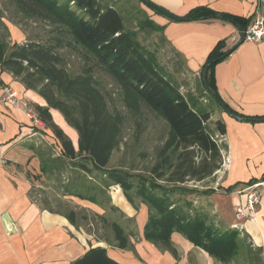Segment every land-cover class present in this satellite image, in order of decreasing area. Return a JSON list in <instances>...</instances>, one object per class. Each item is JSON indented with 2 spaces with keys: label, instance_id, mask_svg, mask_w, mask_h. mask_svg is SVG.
Returning a JSON list of instances; mask_svg holds the SVG:
<instances>
[{
  "label": "trees",
  "instance_id": "16d2710c",
  "mask_svg": "<svg viewBox=\"0 0 264 264\" xmlns=\"http://www.w3.org/2000/svg\"><path fill=\"white\" fill-rule=\"evenodd\" d=\"M9 1L23 17L50 24L54 33L45 42L29 40L11 44L0 36V72L10 73L27 89L34 90L45 99L47 106L34 104L32 109L60 145L61 154L55 160L60 167H63L64 160H68L77 169V179L72 180L77 182L75 187L70 180L63 195L87 200L104 208L101 200H110L108 188L120 186L122 196L135 209L139 208L135 198H139L140 205L146 206L147 219L142 229L144 239L160 250H168L176 259L178 253L171 241L173 232L181 234L215 262L222 264L237 256L239 240L255 248L244 231L231 226L219 229L208 221L206 214L186 209L184 205L188 202L182 203L175 198L178 194L199 193L184 184L187 181H204L221 166V150H226L227 146L223 141L218 142L216 135L223 136L225 126L216 120L212 122L213 127H208L213 105L242 121L264 120V116H249L234 110L217 92L214 67L236 47L224 50L225 40L221 39L207 54L199 71L201 94L208 93L212 99H208L206 103L211 105L206 107L193 95H184L179 83L161 68L156 52L147 49L137 39V30H149L161 34V39L165 41L163 27L149 19L141 9H137L141 15L137 30H131L125 28L121 10L115 3L104 0ZM138 1L155 14L165 16L150 4L151 1ZM211 19L226 21L243 29L249 22L248 18L215 11L207 6L194 7L178 20L170 18L172 21ZM64 44L80 46L92 64L87 63L79 73L70 75L63 56L57 51ZM206 67L203 79L202 72ZM96 68L112 78L119 87L123 105L134 120L136 137L144 129L145 110L152 111L167 124L166 137L154 150L148 175H134L130 170L107 167L113 150L120 144L125 117L118 110H109L106 94L93 74ZM49 107L57 109L66 124L77 132L76 147L54 123ZM35 152L41 158V174H57L56 167L47 166L41 150L36 149ZM139 154L145 156V153ZM262 178H251L246 184ZM81 182L87 185L86 191ZM220 188L225 193L232 191L231 187ZM214 192L215 189L208 188L200 194ZM111 208L116 209L114 205ZM65 216L77 225L74 210H69ZM99 217L107 223L103 215ZM109 226L113 234L111 245L132 250L130 234L125 228L117 221H111ZM72 264L122 263L110 257L105 247L90 246Z\"/></svg>",
  "mask_w": 264,
  "mask_h": 264
},
{
  "label": "crops",
  "instance_id": "0c3cea01",
  "mask_svg": "<svg viewBox=\"0 0 264 264\" xmlns=\"http://www.w3.org/2000/svg\"><path fill=\"white\" fill-rule=\"evenodd\" d=\"M149 1L179 17L194 7L207 6L215 11L248 18L250 22L253 15L260 11L256 0ZM138 4V9L163 27L165 44L181 59L185 70L198 75V78L207 54L217 41L225 40L224 50H228L239 38L237 27L229 22L218 19L172 21L169 17L155 14L142 2L138 1ZM213 76L217 92L227 105L244 115L264 116V40L240 43L215 65ZM5 85L14 89L23 101L47 106L45 99L37 92L27 89L10 73L0 72V264H72L90 246L105 247L110 257L122 264H200L202 255L209 264L211 259L207 253L193 247L177 232L171 234L177 259L168 250H160L144 241L142 229L145 220L138 227L141 236L138 232L135 235L128 232L137 257L129 249L114 247L111 245L113 241L110 243L113 249L101 242L90 244L89 238L79 230L78 223L72 224L65 216L69 210L59 211L35 202L32 197L33 181L39 179L36 169L40 171L41 164L35 150L42 152L38 137L40 127H34L21 105L11 106L2 100L1 88ZM213 110H217L216 115L214 118L211 115L210 121L220 120L225 126L222 141L227 146L228 163L221 172L220 182L221 187L232 189L225 195L230 211L223 210L224 206L219 204L224 197L219 198L213 211L205 212L203 208L198 211L208 213V218L211 216L209 214L218 212L228 227L236 222L235 211L244 202V195L238 192L247 187L249 179L263 176L256 220H242L244 232L255 248L244 241L243 246L247 251L242 252V256L248 259L241 260L242 256H237L236 260L232 259L227 264H256L257 261L264 264V120L242 121L216 105H213ZM49 112L54 123L76 147L77 132L66 124L57 109L49 107ZM48 132L51 133L50 129ZM87 203L96 205L89 201ZM140 206L141 210H146L145 205ZM215 225L224 227L216 222Z\"/></svg>",
  "mask_w": 264,
  "mask_h": 264
},
{
  "label": "rangeland",
  "instance_id": "374dc122",
  "mask_svg": "<svg viewBox=\"0 0 264 264\" xmlns=\"http://www.w3.org/2000/svg\"><path fill=\"white\" fill-rule=\"evenodd\" d=\"M104 2L115 3V5L121 10L125 28L137 30V22L141 16L137 12L139 6L137 0H104ZM52 32L50 24L38 19L25 18L16 10L12 2L9 0H0V36L4 38L6 43L11 44L14 42H25L29 40L45 42L50 37L54 36V33ZM137 39L147 49L156 52V57L161 68L179 83L180 91L184 95H193L203 106L208 107L211 105L209 102L206 103L208 99L212 101L210 95L208 93L201 94V85L198 75H194L185 70L183 62L169 47H167V44L161 39V34L149 30H137ZM57 51L63 56L65 67L70 75L79 73L85 64H92V61L88 59L89 56L86 55L84 50L76 44H64L62 47L58 48ZM93 74L99 82L101 90L106 94L109 110H118L125 117L120 144L113 150L107 167L130 170L134 175H148L149 168L153 163L154 150L157 146L161 145L166 137L168 130L167 124L158 118L152 111L145 110L144 129L142 133L136 137L134 120L123 105L120 89L117 84L112 78L97 68L94 70ZM27 103L32 106L29 101H27ZM216 111L217 110L212 111V118L215 117ZM39 125L41 126H39L38 137L40 140L39 144H41V149L44 153L43 157L45 158L48 167L57 168V170L55 169L57 174H41L39 168L36 169V174L39 176V179L33 181V184H35L32 196L34 201L41 206L50 207L59 211L66 212L70 209H75L77 223L80 226L79 230H82L89 238L88 242L90 244L101 242L107 248L113 249L110 245L113 241V234L109 226L111 221H117L125 228L126 232H130L132 235H135V233L137 234L138 232L141 236V231H139L138 227L141 225L140 222L144 220L146 222L147 212L146 210H144L145 212L141 210L142 208L139 204V198H135V201L139 205L138 209H135L127 200H125L126 198L123 197L124 195L122 196L123 192L120 186L112 185L108 188L107 194L109 195L110 200L106 198H102L101 200L104 208L97 205H90L87 203L88 201L80 200L76 197L63 195L65 193V185H68L70 180L77 179V169L71 166L72 162L70 163L68 160H64L63 167L59 166V163L55 159L61 154L60 145L43 124ZM212 125L213 123L211 121L208 122L209 128H211ZM139 153H145V156L142 157ZM223 170V167L220 166L211 177L199 183L187 181L184 186H187L190 189H195L199 191V193L197 192L198 194L192 193L183 196L178 194L175 195V198H179V201L182 203L188 202L189 204L187 203V205H184L186 209H193L194 211V209L198 210L199 208H203L206 212L208 210L213 211L219 198L224 197V199L219 201V204L221 203L224 206L223 210L228 209L230 211L229 206L226 205L228 204L225 200L226 193L220 188V180L222 177L221 172ZM72 182V186L75 187L77 182ZM84 183L85 182H81L80 184L84 191H86L87 185ZM208 188L215 189V192L208 195L200 194L201 191ZM111 205H114L116 209L111 208ZM201 213L205 214L203 211H201ZM99 215H103L107 220V223H104ZM206 215L209 217L208 213H206ZM209 215H211L210 218H208L210 223L215 225L216 222V224H220L227 228L224 224L225 222H223L224 219H222V216L218 214V212ZM81 216L84 218L82 219ZM224 227L219 229H226ZM144 241L149 244L151 243L146 239H144ZM193 247L195 246L193 245ZM195 248L198 249V247ZM238 249V257L242 256V252L245 253L247 251L243 246L242 240H239ZM134 251L133 248L131 252L134 253ZM237 256H235L233 260H236ZM209 258L211 259L209 264H216L210 256ZM201 259L200 264H208L203 255ZM242 259L247 260L248 258L243 255L241 260ZM250 264L253 263L250 262ZM256 264L260 263L257 261Z\"/></svg>",
  "mask_w": 264,
  "mask_h": 264
},
{
  "label": "built area",
  "instance_id": "2783aa9c",
  "mask_svg": "<svg viewBox=\"0 0 264 264\" xmlns=\"http://www.w3.org/2000/svg\"><path fill=\"white\" fill-rule=\"evenodd\" d=\"M257 5L259 6L260 11L256 12L252 20L247 24L244 29V39L243 41L247 42H259L264 40V0H256ZM2 91V100L11 106L21 107L25 111V115L32 121L34 126H41L42 122L36 117L32 106L20 99L14 89L9 86H3ZM44 125V124H43ZM221 135H216L218 142L222 141ZM222 153V164L224 168L225 164L228 163V155L226 151L221 150ZM262 181H257L252 184L247 185L244 189L240 190L238 193L244 195V202L242 205L237 207L235 211L236 222L231 224V227H234L240 231H244L242 220L255 221L256 220V206L260 200V187Z\"/></svg>",
  "mask_w": 264,
  "mask_h": 264
},
{
  "label": "water",
  "instance_id": "95a60500",
  "mask_svg": "<svg viewBox=\"0 0 264 264\" xmlns=\"http://www.w3.org/2000/svg\"><path fill=\"white\" fill-rule=\"evenodd\" d=\"M152 4L154 7H156L157 9H159L160 11H162V13L166 16V17H169V18H172V19H175V20H178L180 19L179 16H176L172 13H170L169 11L167 10H163L161 9L158 5L154 4V3H150ZM238 31H239V38L238 40L235 42V44L230 48V50L234 49L235 47H237L240 43L243 42V39H244V29L241 27V26H236ZM206 69L207 67L205 68V70L202 72V78L204 79L205 78V72H206Z\"/></svg>",
  "mask_w": 264,
  "mask_h": 264
}]
</instances>
